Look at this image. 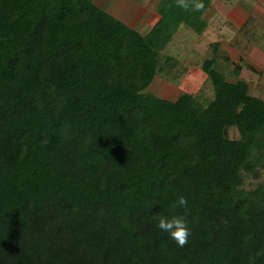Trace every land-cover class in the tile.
Masks as SVG:
<instances>
[{
    "label": "trees",
    "instance_id": "16d2710c",
    "mask_svg": "<svg viewBox=\"0 0 264 264\" xmlns=\"http://www.w3.org/2000/svg\"><path fill=\"white\" fill-rule=\"evenodd\" d=\"M212 1L161 0L143 34L96 0H0V264H264V182L244 186L264 171V100L216 56L212 100L148 91ZM174 193L182 248L157 227L184 213Z\"/></svg>",
    "mask_w": 264,
    "mask_h": 264
},
{
    "label": "rangeland",
    "instance_id": "374dc122",
    "mask_svg": "<svg viewBox=\"0 0 264 264\" xmlns=\"http://www.w3.org/2000/svg\"><path fill=\"white\" fill-rule=\"evenodd\" d=\"M96 1L143 34L158 21L161 0ZM260 6H264L260 0H213L205 13L207 29L197 34L185 24L180 26L162 53L164 72L158 73L148 91L170 100L183 93H191L204 102L212 100L214 89L202 65L216 56L229 81L244 79L250 83L253 95L264 98V7ZM168 57L173 58L171 63H166ZM236 66L242 68L240 75L234 71ZM229 136L238 138V130L230 129ZM260 182H264V171L259 179L246 176L244 186L250 189Z\"/></svg>",
    "mask_w": 264,
    "mask_h": 264
},
{
    "label": "clouds",
    "instance_id": "9594fccd",
    "mask_svg": "<svg viewBox=\"0 0 264 264\" xmlns=\"http://www.w3.org/2000/svg\"><path fill=\"white\" fill-rule=\"evenodd\" d=\"M176 6L185 11H200L204 8L202 0H176ZM175 199L171 207L179 210L184 209L183 214H160L157 221V227L160 231L167 233L179 247H184L190 240L192 229L187 215L188 199L183 194H173Z\"/></svg>",
    "mask_w": 264,
    "mask_h": 264
},
{
    "label": "crops",
    "instance_id": "0c3cea01",
    "mask_svg": "<svg viewBox=\"0 0 264 264\" xmlns=\"http://www.w3.org/2000/svg\"><path fill=\"white\" fill-rule=\"evenodd\" d=\"M261 2H262V4L264 5V0H260ZM161 2V1H160ZM160 4V3H159ZM212 4H213V1H212ZM262 6H260V8H261ZM264 7V6H263ZM262 7V8H263ZM259 8V9H260ZM158 9V8H157ZM264 9V8H263ZM249 10H252V8H251V6H249ZM248 10V11H249ZM158 12V11H157ZM250 12V11H249ZM160 18H161V16H160V14L158 13V21L160 20ZM158 21H157V23H158ZM204 72V71H203ZM205 73V72H204ZM205 75L207 76V74L205 73ZM208 77V76H207ZM259 97V96H258ZM261 99H263L264 100V98L263 97H260Z\"/></svg>",
    "mask_w": 264,
    "mask_h": 264
}]
</instances>
